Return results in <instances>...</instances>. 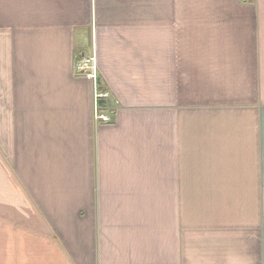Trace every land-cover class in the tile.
I'll return each mask as SVG.
<instances>
[{
    "label": "crops",
    "instance_id": "obj_1",
    "mask_svg": "<svg viewBox=\"0 0 264 264\" xmlns=\"http://www.w3.org/2000/svg\"><path fill=\"white\" fill-rule=\"evenodd\" d=\"M0 264H264V0H0Z\"/></svg>",
    "mask_w": 264,
    "mask_h": 264
},
{
    "label": "built area",
    "instance_id": "obj_2",
    "mask_svg": "<svg viewBox=\"0 0 264 264\" xmlns=\"http://www.w3.org/2000/svg\"><path fill=\"white\" fill-rule=\"evenodd\" d=\"M75 68L77 72L84 74L94 83L96 118L102 119L104 121H109V116L103 113V109L100 106V101L108 97V93L100 89L99 66L96 56L93 54L91 56L82 55L78 57L76 60Z\"/></svg>",
    "mask_w": 264,
    "mask_h": 264
},
{
    "label": "rangeland",
    "instance_id": "obj_3",
    "mask_svg": "<svg viewBox=\"0 0 264 264\" xmlns=\"http://www.w3.org/2000/svg\"><path fill=\"white\" fill-rule=\"evenodd\" d=\"M88 38V44L89 45H91L92 44V42H91V36L90 35H88L87 36ZM78 57H80V55H78ZM107 115V114H106ZM14 149V147H8V148H4V150H5V152L8 154H10V153H12L13 154V150ZM4 152V153H5ZM26 152H29L27 149H26ZM30 154L31 153H33V152H29ZM34 158H36V157H34ZM26 159H33V157H26ZM4 165V164H3ZM25 169L26 170H31V169H33V170H36V162H26L25 164Z\"/></svg>",
    "mask_w": 264,
    "mask_h": 264
},
{
    "label": "trees",
    "instance_id": "obj_4",
    "mask_svg": "<svg viewBox=\"0 0 264 264\" xmlns=\"http://www.w3.org/2000/svg\"><path fill=\"white\" fill-rule=\"evenodd\" d=\"M110 104V103H109ZM108 105V102L107 101H105V100H101L100 101V106L102 107V109H103V107H106ZM109 106V105H108Z\"/></svg>",
    "mask_w": 264,
    "mask_h": 264
}]
</instances>
